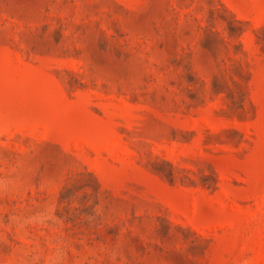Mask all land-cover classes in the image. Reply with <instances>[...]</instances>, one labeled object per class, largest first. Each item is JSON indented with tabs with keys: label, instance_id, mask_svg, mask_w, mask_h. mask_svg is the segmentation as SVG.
Returning a JSON list of instances; mask_svg holds the SVG:
<instances>
[{
	"label": "rangeland",
	"instance_id": "374dc122",
	"mask_svg": "<svg viewBox=\"0 0 264 264\" xmlns=\"http://www.w3.org/2000/svg\"><path fill=\"white\" fill-rule=\"evenodd\" d=\"M0 264H264V0H0Z\"/></svg>",
	"mask_w": 264,
	"mask_h": 264
}]
</instances>
